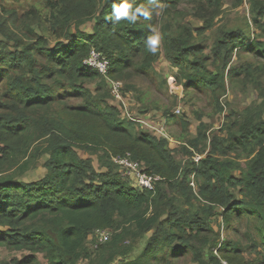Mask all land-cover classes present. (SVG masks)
I'll use <instances>...</instances> for the list:
<instances>
[{"label": "trees", "instance_id": "trees-1", "mask_svg": "<svg viewBox=\"0 0 264 264\" xmlns=\"http://www.w3.org/2000/svg\"><path fill=\"white\" fill-rule=\"evenodd\" d=\"M42 1L55 11L50 29L66 43L48 47L36 32L35 8L20 14L0 4V247L16 253L11 263L264 264V0H129V15L119 20L121 0ZM225 2L247 4L250 21L215 24ZM160 4L174 18L179 4H191L203 24L163 23L153 54L146 41L156 34ZM137 8H149L150 19ZM89 21L91 31L81 29ZM90 50L108 61L106 76L84 64ZM238 51L253 60H234ZM160 55L184 92L209 91L223 114L227 82L253 87L260 101L227 104L221 126L209 133L197 115L195 135L172 147L166 133L130 120L121 102L110 105L105 86L138 77L156 88ZM92 82L94 91L86 86ZM78 150L96 154L106 170ZM127 154L160 177L153 189H138L115 171L113 158ZM30 170L36 179H22ZM97 229L108 238L97 241ZM148 232L135 252L128 240Z\"/></svg>", "mask_w": 264, "mask_h": 264}, {"label": "rangeland", "instance_id": "rangeland-1", "mask_svg": "<svg viewBox=\"0 0 264 264\" xmlns=\"http://www.w3.org/2000/svg\"><path fill=\"white\" fill-rule=\"evenodd\" d=\"M2 6L9 8H16L21 14L25 9L35 8L41 17V22L36 26L37 34L45 36L48 39V47H53L56 43L65 40L56 38V35L50 29V22L55 16L54 9L46 6L42 0H0ZM179 14L174 18V15H168L159 7L156 14L159 18L157 26L154 28L156 34H159V27L166 22H170L173 25L180 24L181 26H188L191 28H200L203 24L202 20H199L193 11V5L191 4H179ZM223 8L225 9L222 15L216 19L215 24L219 22L221 25L223 22L225 25L242 26L245 21H250L249 8L247 4H244L239 8H232L229 3L225 2ZM20 27V23L18 22ZM93 22L89 21L82 25L84 31H91ZM255 30V31H254ZM254 36H258L259 33L257 29L252 28ZM74 33V30H72ZM208 42L211 43L213 37L211 36L210 30L205 32ZM216 34V32H215ZM214 34V35H215ZM198 38V36H197ZM262 40L264 36L262 35ZM0 40H4L0 36ZM12 43H9V47ZM207 51V48L205 49ZM234 60H241L243 62L252 61V57L247 53V51H238L237 54L233 56ZM241 63V62H240ZM153 68L156 70L155 74L151 78L156 82V88L152 87L146 79L132 77L129 79H116L120 83L119 93L124 99V103L127 105L128 110L132 111L131 114L134 118H138L137 124L142 125V127L147 130L153 129L156 134L164 132L167 134L169 143L172 147H176L177 144L184 141L185 136L191 138L195 135L196 127L200 120L208 125V133L210 130L218 129L224 119V114L226 112L227 104H235V109H241L250 104L252 101L260 99L257 96L256 90L247 85L245 89H242L240 84L227 82L226 91L220 94L219 103L223 106L224 114L219 111L216 104L211 99V93L209 91H202L201 93H196L191 89L188 93L184 92L183 86L176 82L175 73L176 69L166 60L162 55L154 62ZM212 69L213 67H209ZM105 82L106 89L110 87L111 82ZM86 86L94 91L97 87V82H92L86 84ZM108 90V89H107ZM109 91V90H108ZM136 97V98H135ZM138 98V99H137ZM116 96L109 91V97L107 98L110 105H117ZM137 101V102H136ZM252 104V103H251ZM115 107V106H114ZM167 110L168 113H164ZM119 111V110H118ZM214 111H216L214 113ZM171 113V116H170ZM120 114V113H119ZM175 115V121L172 117ZM197 115L201 117L199 120ZM264 117V114H263ZM181 119L186 120V124L183 122L179 123ZM138 126V125H137ZM78 153L82 157H90L93 161V165L97 171L106 170L105 167L100 166L97 155L84 150H78ZM198 157L197 154L194 158ZM179 160L185 163L187 160L185 156H178ZM114 162V160H113ZM115 163V162H114ZM115 171L120 177L124 178L131 184L130 178L124 173V170L118 165L114 164ZM41 172H44L43 166L38 164L37 168ZM34 170L28 171L22 176L24 180H34L36 179ZM193 188H195L194 181L189 182ZM171 196L177 195L175 192L169 191ZM151 232L146 233L143 237L136 238L135 240H128L133 246L135 252L141 250L145 244L146 238L150 236ZM229 232L226 229H221V235L226 237ZM93 236H90L87 245L93 249L94 241L91 240ZM16 253L11 251L9 248L0 247V263L9 262L11 263L12 256ZM254 259V255H251ZM12 264V263H11ZM186 264H194L189 258L186 260Z\"/></svg>", "mask_w": 264, "mask_h": 264}, {"label": "built area", "instance_id": "built-area-1", "mask_svg": "<svg viewBox=\"0 0 264 264\" xmlns=\"http://www.w3.org/2000/svg\"><path fill=\"white\" fill-rule=\"evenodd\" d=\"M84 64L88 65L89 67L94 68L97 70L101 75L106 76L108 72V61L104 58H101L97 51L90 50L89 55L87 58L84 59ZM110 92L116 96L117 101L121 102L124 111L128 115L130 120H134L132 118V111L128 110L127 105L124 103V99H122L118 89L120 83L118 81H110ZM138 120V118H135ZM125 157H115L113 158L114 162L118 164L123 170L124 173L130 178L131 185L138 188V189H153L154 183L156 180L160 179L157 175L147 174L141 165L135 161L131 160L128 156ZM196 160L199 159V156L195 158ZM95 235L97 241H104L108 238V232L103 229H97L95 231ZM222 264H227L226 261H222Z\"/></svg>", "mask_w": 264, "mask_h": 264}, {"label": "clouds", "instance_id": "clouds-1", "mask_svg": "<svg viewBox=\"0 0 264 264\" xmlns=\"http://www.w3.org/2000/svg\"><path fill=\"white\" fill-rule=\"evenodd\" d=\"M129 7H130L129 0H121L120 4L115 7L117 20H119L122 17H127L129 15L128 13ZM159 7L163 9L166 7V5L160 4ZM135 11L137 14L143 15L146 19H150L151 17V10L149 8H137ZM161 39L162 37L159 34H154L149 36L146 41L147 49L151 53L155 54Z\"/></svg>", "mask_w": 264, "mask_h": 264}]
</instances>
